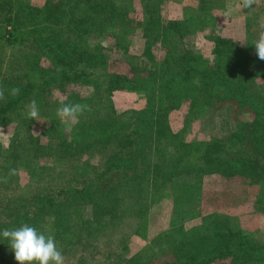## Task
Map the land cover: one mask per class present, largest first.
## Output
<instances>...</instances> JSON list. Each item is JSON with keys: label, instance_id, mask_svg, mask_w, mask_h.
<instances>
[{"label": "trees", "instance_id": "trees-1", "mask_svg": "<svg viewBox=\"0 0 264 264\" xmlns=\"http://www.w3.org/2000/svg\"><path fill=\"white\" fill-rule=\"evenodd\" d=\"M163 1L46 0L40 5L29 0H0V37L13 45L26 40L32 44L0 63V88L6 90V96L7 89H21L19 95L0 101V122L16 123L9 150L0 159V180H9L11 185L21 167L33 168L30 178H39L44 174L39 161L45 156L68 161L74 169L56 188L41 184L33 190L27 200L30 205L19 203L16 197L6 198L2 207L0 203V233L23 224L39 230L45 221L54 233L63 234L72 230V221L102 223L99 202H112L113 185L126 190V171L131 168L160 178L161 188L177 194L175 206L181 213L174 217L178 222L200 218L204 228L150 244L153 254H146L143 248L125 256L126 264H154L149 256H156L158 250L173 253L161 264H264V230L249 229L240 219L242 212H260L264 206V61L257 58L253 45L264 28L252 30L250 20L243 42L212 28L209 40L216 54L206 55L197 46L185 48L180 41L211 23L213 2L195 0L182 16L165 21L160 12ZM136 2L146 13L147 35L143 51L130 53L127 37L129 24L136 19ZM108 17L118 18L119 25L108 27ZM111 38L113 44H108ZM157 40L163 41L168 52L161 58L154 49ZM176 45L178 51L170 52ZM115 51L131 54L126 59L128 72L112 68ZM43 57L48 65L42 63ZM40 79L45 85L60 84L67 92L66 103L87 104L91 111L80 116L69 131L53 126L42 133L26 114L34 99L47 114L39 111L54 120L52 105L34 97L42 88ZM70 84L87 86L90 92L73 91ZM123 88L146 96L145 106L119 111L112 95ZM225 102L235 105L237 125L233 130L186 138L201 112L214 111ZM184 108L188 110L184 126L175 131L172 119ZM98 151L107 158L99 164L102 170L98 166L91 174L87 159ZM114 172L125 173L108 186L106 180ZM53 175L47 174L46 183ZM207 177H211L209 191L213 189L223 206L205 211ZM219 180L223 186H214ZM101 183L106 185L105 192ZM87 195L91 201L86 200ZM11 202L17 204L10 208ZM81 205L93 213L77 219L73 212ZM8 243L0 235V264L6 252L11 254Z\"/></svg>", "mask_w": 264, "mask_h": 264}, {"label": "rangeland", "instance_id": "rangeland-1", "mask_svg": "<svg viewBox=\"0 0 264 264\" xmlns=\"http://www.w3.org/2000/svg\"><path fill=\"white\" fill-rule=\"evenodd\" d=\"M32 3H37L42 5L46 0H29ZM195 0H164L161 4V14L163 19L169 20L171 18H178L184 14L186 8L193 4ZM213 2L212 5V21L211 23H205L200 29L191 32L186 36L185 48L188 46H197L198 51H204L205 54L210 56H215L214 45H212L211 39L209 40L210 34L213 30L217 34H222L225 36L234 37L237 40L245 41L246 36L249 34V21L253 22L252 30H257L260 26L264 25V0H258L251 7H245L243 0H209ZM136 12L134 13L135 20L131 21L129 24V34L128 40L131 44L130 53H141L145 46V38L147 35V21L146 13L141 9L140 3L136 2ZM107 25L110 28H116L119 25L120 20L118 18H107ZM11 27V26H9ZM6 37V36H5ZM111 40V41H110ZM108 44H113L112 38ZM163 43V41H162ZM157 40V47L154 46L157 56L159 58L167 54V50L164 45ZM169 47L168 42L165 43ZM174 43H171L173 45ZM198 44H201L200 47ZM32 44L29 40L24 42H17L15 45L7 42L6 38L0 37V63L1 60H8L16 52H21ZM170 52L178 51L179 47H170ZM131 54H122L119 51L113 52L112 58V68L119 70L121 72H128L130 70V65L127 63L128 56ZM43 64L48 65L49 61L46 57H43ZM41 85V90L34 97L39 98L43 103L52 105L51 111L52 116L54 115V120L51 121L47 117V112L43 109L41 111L46 112L42 114L39 111L38 121H32L33 126H35L42 133L48 132V130L55 126L57 129H62L64 131H69L74 126V124L64 122L61 124L59 118L57 117V109L61 106L60 101L66 103L67 92L64 91L60 84L51 83L43 84L41 79L39 81ZM69 88L71 90L75 89L84 95L89 91L87 86L81 84H70ZM74 91V90H73ZM114 100V105L116 108L121 110L126 109H140L146 104V96L141 95L134 89H117L112 95ZM235 105L232 102H225L222 106L218 107L214 111L207 113L205 110L201 112L200 115L193 122L192 128L187 132L186 138H194L199 135L200 137H206L211 135H222L233 130L236 125L235 117ZM187 108L182 111H178L173 117V127L174 130H180L184 126V115L187 112ZM244 118L247 114H243ZM49 123L47 125V122ZM15 122L2 124L0 122V159L1 156L7 154L9 150L11 136L15 130ZM46 125V126H45ZM37 132V131H36ZM85 157L87 154L84 155ZM106 154L102 151H98L95 155L89 156L87 166V171L91 174L95 173V168H97L101 162L106 159ZM171 163L165 165L170 166ZM40 169L44 171L39 178L31 179L30 175L34 172L33 168L27 169L24 167L19 168L17 174V180L11 185H8L9 180H0V203L1 207L5 205L8 198H17L20 203L22 200L25 204L29 199L28 196L33 193V190L38 189L41 184H45L46 188L54 189L64 179L69 176L70 172L73 173V167L68 161L60 162L51 156L42 157L39 161ZM103 166H99V170H102ZM54 173L51 176V182L46 183L47 174ZM125 172H114L106 180V184L109 186L119 182V176ZM129 174V183L127 184L126 190L120 191L116 188V185L111 186L114 188V197L110 204L105 202H99L100 207L97 209L101 212L102 223L90 222L89 224L83 223L81 221H72L73 228L71 231L66 233L58 232L54 233L51 228V224L45 221V224H41L38 231L44 232L46 235H53L55 237L56 246L64 256L65 264H126L124 262L125 256L132 255L137 251H145L146 254H153V250H149L148 246L150 244H158L165 242L167 239L172 237L181 236L183 234H191L198 230H202L204 225L201 223L200 218H193L186 223L178 222L174 215H179L181 211L175 206V196L168 187H162L160 178H153L147 172L146 174L142 172H137L131 170V168L126 171ZM208 178V177H207ZM205 180V191L204 203L205 211L213 210L217 207H222V201L220 198L215 197L213 189L211 188L210 180L211 177ZM109 180H114L113 182H107ZM10 183V182H9ZM223 186L222 180L218 183L214 182V186ZM8 186V187H7ZM11 186V187H10ZM101 189L105 192L106 185L101 183ZM93 192V191H92ZM100 192H102L100 190ZM102 194L99 193L101 198ZM7 200L5 201V199ZM158 198V199H157ZM252 198V196H251ZM86 200L91 201V196L87 195ZM157 200L153 206L150 207L149 204ZM17 203H10V208ZM30 201L27 205H30ZM233 206L230 210H234ZM150 208V209H149ZM176 208V209H175ZM252 208L251 206L249 207ZM248 208V209H249ZM236 209V208H235ZM76 212H73V216L77 219H82L84 213L90 215L93 210L90 207L81 205ZM175 213V214H174ZM240 219L243 226L249 229H261L264 230V206H261L260 212L248 211L242 212ZM183 214H186L183 212ZM174 217V218H173ZM173 218V219H172ZM175 220V224L171 221ZM79 227V228H77ZM155 251H157L155 249ZM9 255L7 252L4 254L3 261L1 264H18L15 260L14 252L10 250ZM173 253H160L157 251L156 256H149V259L154 264H161L166 259H170ZM216 264V263H211Z\"/></svg>", "mask_w": 264, "mask_h": 264}, {"label": "clouds", "instance_id": "clouds-1", "mask_svg": "<svg viewBox=\"0 0 264 264\" xmlns=\"http://www.w3.org/2000/svg\"><path fill=\"white\" fill-rule=\"evenodd\" d=\"M243 2L245 7H251L258 0H243ZM253 45L257 58L264 61V30L259 32ZM5 91L0 88V101L6 102L8 96L19 95L21 89L19 87L7 89V96ZM60 104L56 114L61 124L64 122L74 124L85 112L91 111L87 104L65 103L64 101H60ZM26 114L28 118L38 121L39 108L34 99L28 103ZM0 235L9 242V248L14 252L18 264H65L64 256L56 246L55 237L50 234L46 235L33 226L23 224L15 229H5Z\"/></svg>", "mask_w": 264, "mask_h": 264}]
</instances>
